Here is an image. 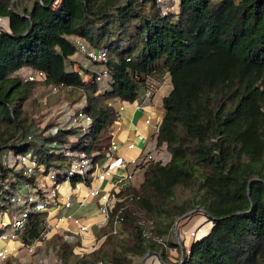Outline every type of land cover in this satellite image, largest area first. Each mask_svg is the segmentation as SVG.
Listing matches in <instances>:
<instances>
[{"label": "trees", "instance_id": "trees-1", "mask_svg": "<svg viewBox=\"0 0 264 264\" xmlns=\"http://www.w3.org/2000/svg\"><path fill=\"white\" fill-rule=\"evenodd\" d=\"M176 1L167 12L155 0H0V15L8 19L0 31V151L29 152L46 170H60L69 144L94 163L117 118L109 102L133 101L149 77L170 78L154 136L155 149L169 159L142 162L140 179L118 191L121 200L100 228L96 250L75 254L77 237L54 233L49 243L61 264H136L132 257L148 251L160 252L162 264H264V0ZM75 38L106 47V60L85 58L74 68ZM24 68L80 91L90 131L27 140L23 103L36 82L15 75ZM101 68L108 72L102 80L82 81L80 71ZM23 179L0 164V197ZM27 180L35 185L34 177ZM195 206L212 221L210 230L182 258L164 259L158 237ZM45 217L30 215L25 244L39 237Z\"/></svg>", "mask_w": 264, "mask_h": 264}, {"label": "built area", "instance_id": "built-area-1", "mask_svg": "<svg viewBox=\"0 0 264 264\" xmlns=\"http://www.w3.org/2000/svg\"><path fill=\"white\" fill-rule=\"evenodd\" d=\"M157 4H161L163 0H155ZM7 17L0 15V31L5 30L8 27ZM75 45L77 50L84 55V57L93 62L104 61L107 58L108 49L104 46L100 47H88L86 42L80 38H75ZM82 81L96 82L102 80L108 75L105 68H101L92 74L82 73L80 71ZM15 75L21 78L22 81L32 82H45L46 74L43 70L24 68L15 72ZM160 82L154 77H149L142 89V96L145 99H150L158 91ZM63 83L49 84L50 92H57L60 88H64ZM114 100L110 101L109 104H114ZM70 110L69 122L65 129H77L82 133L90 131L91 116L86 113L84 106H75L63 104ZM139 107V105H137ZM121 109V105L118 110ZM117 110V112H118ZM149 119H145V123H148ZM141 137V134H138ZM31 135L26 136L27 140H31ZM75 137H69V142H73ZM69 144L65 145L63 152L66 157V166L60 170L50 168L46 170L42 164L29 152L13 154L12 151H0V164L13 168L14 171H18L26 179H23L16 185V188L11 191L4 198L0 197V240H4L5 244L0 247V264H10V259L17 256L19 251L25 250L28 254H33L35 248L43 245L51 235L56 233L59 229H66L60 227V223L67 219L65 214L56 215V220L53 225H48L46 218L44 221V228L39 234V237L29 244H25L22 241L21 234L25 228V225L33 213H48L53 206L58 205L57 197L61 195L62 208L68 209L71 206V195L76 189L77 182L82 183L86 188V193L91 198L97 199L98 212L102 217V224L105 225L110 218L111 212L113 211L116 203L121 200L117 195L118 191L134 182L136 177L141 173V163L145 161L155 160L152 153L148 152L144 158L135 164L125 175V184L115 189H103L98 185H92L90 179L93 177L97 181H103L106 177L117 168L120 167V162L113 168H110L104 164H100L98 161H90V155L85 151H71L68 150ZM68 148V149H66ZM117 145L111 136V130H109L108 144L106 146V154L110 157L111 153L116 150ZM39 175V177L37 176ZM32 176H36L35 185L32 186L31 182L27 180ZM74 180V182H72ZM65 181H71L73 186L70 193H62V183ZM4 187H8V183L4 184ZM60 203V201H59ZM201 213L205 214L202 208H199ZM4 212L8 214V219L4 218ZM209 220V219H208ZM72 221L77 225L75 235L77 241L73 246V252L78 255H83L96 250L100 244L102 237H93L90 241H85L83 234L88 232V226L85 223L79 221V218H72ZM118 224V220H113L112 232H115V227ZM176 239V244L181 246V238L178 232V225L173 228V233ZM183 236H190L193 242L206 234L205 227L196 225L193 228L182 230ZM161 242L167 247L166 240L160 238ZM192 242V243H193ZM190 247V246H189ZM188 248H183L181 257L184 253L189 252ZM176 249V247H174ZM56 264H61L59 259L54 258ZM163 262V259H162ZM50 256L48 254L35 255L34 258L25 262V264H51Z\"/></svg>", "mask_w": 264, "mask_h": 264}, {"label": "crops", "instance_id": "crops-1", "mask_svg": "<svg viewBox=\"0 0 264 264\" xmlns=\"http://www.w3.org/2000/svg\"><path fill=\"white\" fill-rule=\"evenodd\" d=\"M159 82L160 86L158 91L150 99L143 98L142 89H140L137 98L131 102L121 101L118 98L114 100L113 103L116 110H118V107L121 105V109L117 112V118L110 127L111 136L117 148L111 153L110 157L107 156V151L104 150L102 157H100L101 159L97 161L110 168H113L119 162L121 166L117 167L112 174L108 175L103 181H97L93 177L90 179L92 185H98L103 189L117 190L118 187H122L125 184L123 179L124 175L135 164L140 162L148 152L152 153L155 159H160L163 162L169 159L168 153L163 148L155 149L154 146V136L157 126L164 114L162 99L171 89L168 73H163L159 76ZM137 105H139V107H137ZM146 118L149 119L148 123H145ZM139 133L141 137L138 136ZM138 179H140V174L136 177L135 181H138ZM62 186V193H70L73 183L71 181H65L62 183ZM57 201L58 205L52 208H59L58 214H65V216H67V219L59 225L74 236H76L75 231L77 229V225L72 221L74 217L79 218L80 222L88 226V232L83 234L85 241L92 240L99 232L100 228H102V217L98 212L97 199L87 195L86 188L82 183L77 182L76 189L71 195V206L68 209L62 208L61 195H58ZM201 223V217L197 216L191 218L185 226L182 224H179L180 226L178 225V232L181 238V246H178L181 252L183 248H188V246H185L186 236H183L181 231L183 229L193 228ZM60 230L61 229L58 231ZM51 264L56 263L52 261Z\"/></svg>", "mask_w": 264, "mask_h": 264}, {"label": "rangeland", "instance_id": "rangeland-1", "mask_svg": "<svg viewBox=\"0 0 264 264\" xmlns=\"http://www.w3.org/2000/svg\"><path fill=\"white\" fill-rule=\"evenodd\" d=\"M176 0H163L160 4L163 11H174L176 10ZM178 8V7H177ZM84 55L81 53L75 54L73 57L74 60V68L78 69V66L84 62ZM84 73L83 71H81ZM86 103V98L80 91L72 87H64L60 88L57 92L53 93L49 90V84L46 82H36L33 83L32 91L30 97L23 103V110L25 115L28 119V130L27 135L30 134L33 139L38 134L41 137L53 136L56 132H60V130H68L65 129L69 122V111L67 106L63 104H68L75 106H83ZM26 135V136H27ZM72 134L69 135L71 138ZM68 137V138H69ZM74 137V135L72 136ZM46 144L51 146L52 149L58 150L57 147H60L59 144L56 142L48 141ZM90 161H92V157L90 156ZM101 159V158H99ZM14 171V169L12 168ZM12 173V172H11ZM39 177V175L37 174ZM36 180V176H32ZM199 206H195L193 209L187 211L186 217H178L173 222L170 229L167 231L166 234L158 237L157 241L159 242L160 238H164L166 240L167 247L164 259L168 260H176L177 258L181 257V250L180 247L176 244V239L173 233V228L179 224L185 226L191 218H195L197 216L201 217L202 226L205 227L206 233L210 230L212 225V221L208 220L206 214H203L200 211ZM59 208L54 207L49 210L47 213L45 210L46 221L48 225H53L56 220V215L58 214ZM4 218L8 219V214L4 212ZM184 213V214H186ZM178 220V222H177ZM180 226V225H179ZM117 229V225L115 227ZM184 230V229H183ZM116 232V230H115ZM97 237L100 236L98 232L96 234ZM193 239L190 236L185 237V246H191ZM5 244L4 240H0V247ZM176 247V249H174ZM56 246L54 244L49 243V239L43 243V245L35 248L33 254H28L24 249L19 251L17 256L10 259V264H25V262L31 261L35 255L39 254H48L50 256V260L55 262L54 258L59 259L61 262L60 257L55 252ZM133 261L136 264H162V255L160 252L157 251H148L143 256H133Z\"/></svg>", "mask_w": 264, "mask_h": 264}, {"label": "water", "instance_id": "water-1", "mask_svg": "<svg viewBox=\"0 0 264 264\" xmlns=\"http://www.w3.org/2000/svg\"><path fill=\"white\" fill-rule=\"evenodd\" d=\"M198 208H199V207H198ZM188 213H189V212H188ZM188 213L183 214L182 217H186ZM177 222H178V220H177Z\"/></svg>", "mask_w": 264, "mask_h": 264}]
</instances>
